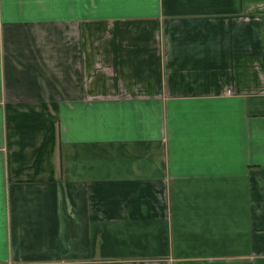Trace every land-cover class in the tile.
<instances>
[{"label": "crops", "instance_id": "crops-1", "mask_svg": "<svg viewBox=\"0 0 264 264\" xmlns=\"http://www.w3.org/2000/svg\"><path fill=\"white\" fill-rule=\"evenodd\" d=\"M0 264H264V0H0Z\"/></svg>", "mask_w": 264, "mask_h": 264}]
</instances>
